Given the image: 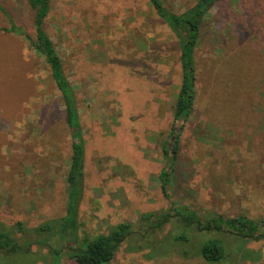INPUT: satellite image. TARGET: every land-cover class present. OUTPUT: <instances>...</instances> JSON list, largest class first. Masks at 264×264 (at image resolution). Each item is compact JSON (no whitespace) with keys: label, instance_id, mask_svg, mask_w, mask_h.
I'll return each mask as SVG.
<instances>
[{"label":"rangeland","instance_id":"374dc122","mask_svg":"<svg viewBox=\"0 0 264 264\" xmlns=\"http://www.w3.org/2000/svg\"><path fill=\"white\" fill-rule=\"evenodd\" d=\"M161 1L175 14L196 2ZM0 6L33 38L25 0ZM8 25L0 11V28ZM44 26L80 116L76 227L61 224L70 133L58 92L28 41L0 32V227L28 248L0 252V264H78L71 248L121 223L144 237L130 235L109 264H210L182 255L188 243L175 238L188 237V227L176 217L148 234L145 217L190 207L202 220L264 218V0H218L203 19L196 104L166 197L157 177L181 81L176 36L146 0H50ZM242 245L259 250L260 261L217 264H264V245Z\"/></svg>","mask_w":264,"mask_h":264},{"label":"trees","instance_id":"16d2710c","mask_svg":"<svg viewBox=\"0 0 264 264\" xmlns=\"http://www.w3.org/2000/svg\"><path fill=\"white\" fill-rule=\"evenodd\" d=\"M32 12L33 38L20 26L13 23L9 15L0 6L8 20V27L0 28L3 34H10L26 39L31 49L42 56L50 73L54 87L58 92L64 113V124L70 133L69 165L67 171V203L66 214L61 219L64 227L72 230L76 227L77 193L81 187L83 177L82 129L78 113L75 93L68 81L61 59L56 48L45 30V20L50 10V0H25ZM158 17L170 28L179 44L180 86L176 95L172 123L169 129L168 147L162 149L166 159L164 167L158 175L161 193L167 196V188L173 174V165L179 151V137L183 125L192 115L196 104V61L195 48L200 36L203 19L218 0H196V2L182 13L175 14L168 11L161 0H146ZM228 104V110H232ZM174 213L148 214L145 217L144 233H157L168 222L170 217H176L184 227H188V237L177 236V241L188 243V250H182L183 256L200 257L210 264L233 263L239 261L258 262L261 259L259 250L245 248L243 241L260 242L264 245V218L250 219L246 216L210 217L202 220L195 210L187 208H172ZM20 223H18L19 225ZM44 228H47L45 226ZM49 229V228H48ZM131 223H121L116 229L107 234L99 235L87 242L84 249L73 247L68 256L78 264H109L120 245L130 236L138 235ZM144 237L143 233L138 235ZM198 241L195 243L193 239ZM236 243L235 245L232 243ZM27 252L28 248H20L14 237L0 227V252L5 256L15 255L17 252Z\"/></svg>","mask_w":264,"mask_h":264}]
</instances>
